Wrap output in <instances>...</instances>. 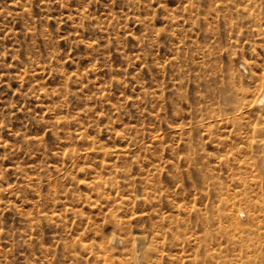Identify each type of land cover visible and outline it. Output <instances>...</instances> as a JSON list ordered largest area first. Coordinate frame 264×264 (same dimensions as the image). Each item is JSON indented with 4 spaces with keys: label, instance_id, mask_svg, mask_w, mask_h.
Returning a JSON list of instances; mask_svg holds the SVG:
<instances>
[{
    "label": "rangeland",
    "instance_id": "1",
    "mask_svg": "<svg viewBox=\"0 0 264 264\" xmlns=\"http://www.w3.org/2000/svg\"><path fill=\"white\" fill-rule=\"evenodd\" d=\"M249 212L264 0H0V264H264Z\"/></svg>",
    "mask_w": 264,
    "mask_h": 264
},
{
    "label": "bare ground",
    "instance_id": "2",
    "mask_svg": "<svg viewBox=\"0 0 264 264\" xmlns=\"http://www.w3.org/2000/svg\"><path fill=\"white\" fill-rule=\"evenodd\" d=\"M262 101H263V99L259 100V102H262ZM232 206H233V208H235L234 205H232ZM252 207H253V206H252L251 204H249V210H250V211L253 210ZM233 208H232V209H231V208L229 209V211H230L229 214H230L231 217L234 216V214H233V212H232ZM251 209H252V210H251ZM233 219H234V218H233ZM249 220L251 221V226H250V227H247V228L242 227V226L238 223L237 220H235V222L237 223L238 228L240 227L242 230H243V229H248L249 232L251 233V236H252V237H253V235L255 234L256 237H254V238H257V240H263V239H264V220H262L258 214H255V213H253V212H249ZM238 262H239L238 260H237V261H232L231 264H238ZM239 264H240V263H239ZM241 264H247V263H246L245 261H243V262H241Z\"/></svg>",
    "mask_w": 264,
    "mask_h": 264
}]
</instances>
